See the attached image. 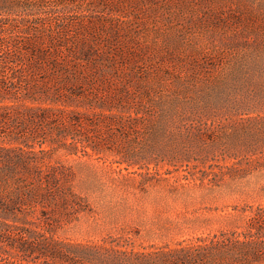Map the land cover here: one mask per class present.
<instances>
[{
    "label": "trees",
    "instance_id": "16d2710c",
    "mask_svg": "<svg viewBox=\"0 0 264 264\" xmlns=\"http://www.w3.org/2000/svg\"><path fill=\"white\" fill-rule=\"evenodd\" d=\"M65 2L0 0V258L7 256L6 264L263 262V205L252 208L242 231L190 243L144 246L129 236L58 237L64 214L81 204L67 169L52 162L54 152L80 158L110 151L130 162L160 148L171 160L190 162L184 146L204 141L213 147L219 140L235 151L230 156L243 146L251 154L264 152V114L253 115L248 104L259 93L264 98L261 55L240 56L239 62L253 68L231 78L217 76L219 61L194 65L189 75L137 76L134 67L146 52L130 20L86 22L87 38L74 41L67 35L75 29L69 18L49 16L53 3ZM17 32L29 34L30 42L17 41ZM30 71L38 73L23 87ZM217 117H225V130L216 137L209 131ZM23 128L24 142L17 134Z\"/></svg>",
    "mask_w": 264,
    "mask_h": 264
},
{
    "label": "rangeland",
    "instance_id": "374dc122",
    "mask_svg": "<svg viewBox=\"0 0 264 264\" xmlns=\"http://www.w3.org/2000/svg\"><path fill=\"white\" fill-rule=\"evenodd\" d=\"M50 9L51 18L67 16L73 23L75 29L67 35L74 41L87 38L82 31L86 22L101 26L115 19L119 25L129 19L146 52L134 67L137 76L189 75L196 72L194 65L219 61L217 76L231 78L253 68L249 61H238L248 54L261 55L259 76L264 80V0H66ZM96 33L101 39L102 32ZM15 35L20 42L32 38L22 32ZM37 73L28 72L21 85L27 86ZM248 104L254 106L253 115L264 114L260 93ZM214 120L209 133L221 136L225 117ZM26 131L17 132L22 142ZM184 148L192 156L190 162L171 160L160 148L130 162L110 151L80 158L54 152L52 162L67 169L81 204L79 211L64 214L58 237L97 241L109 235L129 236L137 245L163 246L242 231L252 208L264 206V152L251 154L243 146L230 156L235 151L220 140L213 147L202 141ZM234 163L237 169H228ZM6 257L0 264L7 263Z\"/></svg>",
    "mask_w": 264,
    "mask_h": 264
}]
</instances>
